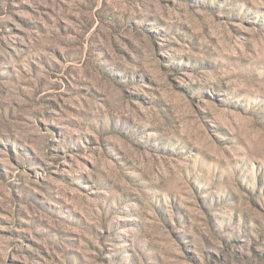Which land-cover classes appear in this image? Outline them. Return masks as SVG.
I'll return each mask as SVG.
<instances>
[{
	"label": "rangeland",
	"instance_id": "374dc122",
	"mask_svg": "<svg viewBox=\"0 0 264 264\" xmlns=\"http://www.w3.org/2000/svg\"><path fill=\"white\" fill-rule=\"evenodd\" d=\"M0 264H264V0H0Z\"/></svg>",
	"mask_w": 264,
	"mask_h": 264
}]
</instances>
